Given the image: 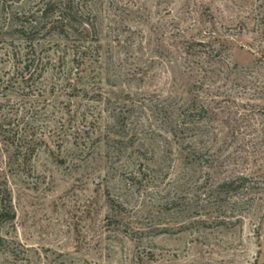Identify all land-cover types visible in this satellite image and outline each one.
I'll list each match as a JSON object with an SVG mask.
<instances>
[{"label":"rangeland","instance_id":"obj_1","mask_svg":"<svg viewBox=\"0 0 264 264\" xmlns=\"http://www.w3.org/2000/svg\"><path fill=\"white\" fill-rule=\"evenodd\" d=\"M0 264H264V0H0Z\"/></svg>","mask_w":264,"mask_h":264}]
</instances>
